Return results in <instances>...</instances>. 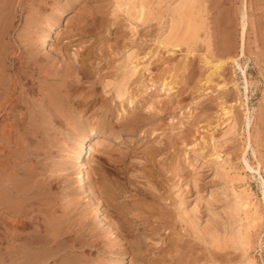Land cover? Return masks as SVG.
I'll use <instances>...</instances> for the list:
<instances>
[{
	"label": "rangeland",
	"instance_id": "obj_1",
	"mask_svg": "<svg viewBox=\"0 0 264 264\" xmlns=\"http://www.w3.org/2000/svg\"><path fill=\"white\" fill-rule=\"evenodd\" d=\"M4 1L0 264H264V0H202L207 38L183 47L162 0L145 21L115 0Z\"/></svg>",
	"mask_w": 264,
	"mask_h": 264
},
{
	"label": "bare ground",
	"instance_id": "obj_2",
	"mask_svg": "<svg viewBox=\"0 0 264 264\" xmlns=\"http://www.w3.org/2000/svg\"><path fill=\"white\" fill-rule=\"evenodd\" d=\"M4 1V0H3ZM201 1L202 0H162L161 2H158V10L160 11H164L168 16H169V30L167 33V36L165 38V44L167 46H176V45H185V46H190V45H194V43H196V41L200 40L203 37H201V34H203L204 39L207 38V28L205 27V21H204V17H203V5H201ZM5 2V1H4ZM10 2V1H9ZM114 2V1H113ZM146 0H115V8L117 10H119L123 5L126 7V13L129 14L131 17H133L134 19H139L142 21H145L148 19V17L150 16V12L146 9V7L144 6ZM204 2V1H203ZM162 3L165 4L164 7H162ZM4 4V3H3ZM7 4V3H5ZM49 4V3H48ZM14 5V4H13ZM53 6V5H52ZM10 7V6H9ZM163 8V9H162ZM207 9V8H206ZM6 12V11H5ZM12 12V11H11ZM14 14V13H13ZM14 16V15H13ZM164 17V16H163ZM244 18V16H243ZM242 18V19H243ZM221 19V18H220ZM243 21V20H242ZM1 23V22H0ZM3 23V22H2ZM8 23V22H7ZM25 26V25H24ZM37 27V26H36ZM244 28H245V23L242 22V36L244 34ZM5 31V30H4ZM82 31V30H81ZM8 34V32H7ZM8 36V35H7ZM76 36V35H75ZM2 38V37H1ZM8 42V41H7ZM9 43V42H8ZM5 46V45H4ZM183 47V46H182ZM17 48V47H16ZM12 49V48H11ZM242 51V50H241ZM85 53V52H83ZM4 54V53H2ZM1 54V55H2ZM227 54V53H226ZM83 55V54H82ZM81 55V56H82ZM84 57V55H83ZM6 58V57H5ZM21 58V57H20ZM81 59V58H80ZM11 60V59H10ZM81 62V61H80ZM84 61H82V64L80 66V68L78 69V73L82 74L81 77V81L82 84L87 83V76L84 73ZM127 63V62H126ZM11 64V63H10ZM13 67V66H11ZM24 67V66H23ZM7 68V67H6ZM7 70V69H6ZM6 70H4L6 72ZM126 70V69H125ZM8 71V70H7ZM129 71V70H128ZM131 71V70H130ZM9 72V71H8ZM7 72V73H8ZM2 73V72H1ZM0 73V74H1ZM13 73V72H12ZM32 73V72H31ZM125 73V72H124ZM133 73V72H132ZM128 74V72H127ZM131 74V73H130ZM129 74V75H130ZM2 76L4 75L3 73L1 74ZM7 74H5L6 76ZM10 75V73H9ZM126 75V74H125ZM124 75V76H125ZM4 76V77H5ZM23 76V75H22ZM122 76V75H120ZM128 76V75H126ZM2 77V78H4ZM24 77V76H23ZM26 77V76H25ZM119 77V76H118ZM131 77V76H130ZM109 78V77H108ZM113 78V77H112ZM122 79L117 80L118 82L121 80V82L116 83L115 81L113 82L114 84L116 83L114 90H115V94L117 96H120V87L121 85H123V81L126 83V81L128 79H124L126 77H121ZM129 78V77H128ZM10 79V78H9ZM18 79V78H17ZM111 79V78H110ZM130 80V78H129ZM3 82V80H1ZM108 81V80H107ZM61 82H63V84H67L69 81L67 79V77H65L63 80H61ZM97 82V81H96ZM112 82V81H111ZM106 83H110L106 82ZM112 83V84H113ZM127 84V83H126ZM50 85V84H49ZM62 85V86H64ZM92 85V84H91ZM90 85V87H91ZM108 85V84H107ZM111 85V84H110ZM40 86V85H39ZM45 86V85H44ZM67 86V85H66ZM112 86V85H111ZM125 87V85H123ZM4 87V86H3ZM10 88V87H9ZM65 88V87H64ZM111 88V87H110ZM121 88H123L121 86ZM1 89V88H0ZM5 89V88H4ZM2 89V90H4ZM48 89V88H47ZM104 89V88H103ZM113 89V88H112ZM14 90V89H13ZM68 90V89H67ZM78 90V88H77ZM123 90V89H122ZM12 91V90H11ZM109 91V90H108ZM125 91V90H124ZM22 92V91H21ZM55 91H50L48 93H51L52 95V100L55 103H59V99H57V95ZM62 92V91H61ZM114 92V91H113ZM3 93V92H2ZM75 93H78V91H75L72 94H69L68 92H66V95H69V102L71 104H74L75 102L81 103L83 105H89V104H93L94 100H88L89 97H84L82 94L80 95H76ZM79 93H82L79 92ZM23 94V93H22ZM59 94V93H58ZM46 95V94H45ZM63 95V94H62ZM62 97V96H61ZM23 98V97H22ZM79 98V100H78ZM30 100V99H29ZM33 102V101H32ZM42 102V101H41ZM2 104V103H1ZM29 104V103H28ZM40 104V103H39ZM59 105V104H58ZM9 107V106H8ZM31 108V107H30ZM19 111V110H18ZM29 112V111H28ZM18 113V112H17ZM1 116V115H0ZM17 117V116H16ZM32 119V118H31ZM31 121V120H30ZM11 123V122H10ZM34 123V122H33ZM4 124V123H3ZM12 126V124H11ZM26 126V125H25ZM3 129V128H2ZM230 129V128H229ZM2 132V131H1ZM98 133V132H97ZM4 143V142H3ZM2 144V143H1ZM21 144V143H20ZM6 150V149H5ZM79 150V149H78ZM2 157V156H1ZM217 163V162H216ZM246 163V162H245ZM2 164V163H1ZM247 164V163H246ZM219 167V166H218ZM220 168V167H219ZM224 172V171H223ZM218 173V172H217ZM216 174V173H215ZM220 174V173H219ZM2 177V176H1ZM0 177V178H1ZM216 177V175H215ZM78 183L79 185H85V187L87 186L86 182H85V173L83 172V170L80 171L79 176H78ZM222 182V181H221ZM16 184V183H15ZM1 186V185H0ZM10 186V185H9ZM88 187V186H87ZM223 187V186H222ZM221 187V188H222ZM231 187V186H230ZM28 188V187H27ZM216 188V187H215ZM220 188V189H221ZM225 188V187H224ZM230 190V189H229ZM232 190V189H231ZM217 191V190H216ZM9 193V191H7ZM91 192V191H90ZM93 192V191H92ZM234 192V191H233ZM211 194H213V192H210ZM235 193V192H234ZM10 194V193H9ZM8 194V195H9ZM241 194V193H240ZM214 196H211V199L213 200H217V193L213 194ZM224 195V194H222ZM238 195V194H237ZM236 195V196H237ZM220 196V195H218ZM235 196V195H233ZM232 196V197H233ZM92 197V196H91ZM210 197V196H209ZM226 197V196H225ZM238 197V196H237ZM199 198V197H198ZM10 198H8L9 200ZM197 199V198H196ZM210 199L211 204H214L215 202ZM7 200V199H6ZM223 200V199H222ZM232 200V199H231ZM11 201V200H10ZM20 201H22L20 199ZM219 201V200H218ZM216 201V203L218 202ZM5 202V201H4ZM14 202V201H12ZM208 201V203H210ZM235 206H237L235 199ZM16 203V202H15ZM215 203V204H216ZM222 203V202H221ZM220 203V204H221ZM225 203V202H224ZM228 203V202H227ZM242 203V202H241ZM198 204H200L198 202ZM210 204H208L209 206ZM228 205V204H227ZM231 206V205H230ZM229 206V207H230ZM241 206V205H240ZM237 206V207H240ZM196 207V206H194ZM211 207V206H210ZM225 207V206H224ZM197 208V207H196ZM196 208L194 209L196 211ZM223 208V207H222ZM186 210V209H185ZM208 211V209H206ZM211 210V208H210ZM226 210V209H225ZM236 208L234 206L230 207V212L231 214H233L235 212ZM224 211V209H223ZM242 211V210H241ZM199 212V211H198ZM193 213V212H192ZM197 213V212H196ZM225 213V212H224ZM236 214V213H234ZM186 215V214H185ZM199 215V214H198ZM215 215V214H213ZM230 215V214H229ZM223 216V215H222ZM217 217V216H216ZM215 217V218H216ZM193 220L195 219V215L192 216ZM105 219V218H104ZM102 220V219H101ZM247 222V221H246ZM206 223V222H205ZM207 225L205 227H203L202 229V233L203 236L207 239H209L210 242H212V244L214 243H219L220 241H222V239L224 240V238L222 236H220L218 234V229L219 226L217 224V222L215 220H210L208 221V223H206ZM229 230V229H228ZM200 232V231H199ZM241 233V232H240ZM229 238V237H228ZM231 239L233 241H235V245L239 248V250H242L244 253L247 252V248H248V242L246 239V236L243 235H233L231 236ZM233 247V246H232ZM18 249V248H17ZM15 250V249H14ZM6 253V252H5ZM1 255V254H0ZM8 254H6L7 256ZM28 258V257H27ZM245 264H253V262L251 260H247V262H245Z\"/></svg>",
	"mask_w": 264,
	"mask_h": 264
}]
</instances>
